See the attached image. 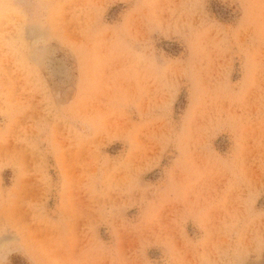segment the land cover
Segmentation results:
<instances>
[{
	"label": "rangeland",
	"instance_id": "1",
	"mask_svg": "<svg viewBox=\"0 0 264 264\" xmlns=\"http://www.w3.org/2000/svg\"><path fill=\"white\" fill-rule=\"evenodd\" d=\"M0 264H264V0H0Z\"/></svg>",
	"mask_w": 264,
	"mask_h": 264
}]
</instances>
